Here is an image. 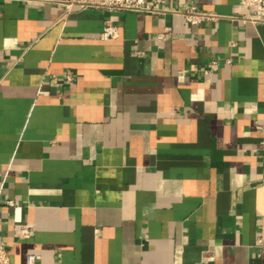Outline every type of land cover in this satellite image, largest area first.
I'll use <instances>...</instances> for the list:
<instances>
[{"label":"crops","instance_id":"0c3cea01","mask_svg":"<svg viewBox=\"0 0 264 264\" xmlns=\"http://www.w3.org/2000/svg\"><path fill=\"white\" fill-rule=\"evenodd\" d=\"M160 6L0 0L11 264H264V22L242 0Z\"/></svg>","mask_w":264,"mask_h":264},{"label":"built area","instance_id":"2783aa9c","mask_svg":"<svg viewBox=\"0 0 264 264\" xmlns=\"http://www.w3.org/2000/svg\"><path fill=\"white\" fill-rule=\"evenodd\" d=\"M58 2L64 6L66 12H70L76 6L82 9L105 8L143 13L165 12L160 6L162 0H58ZM242 3L245 6L255 7L254 14L245 17L246 21L255 23L264 22V0H242ZM173 11L184 14L186 19L194 25L201 24L204 20L218 18L216 15L202 11L196 6L187 7L184 10ZM103 37L108 39L118 37V28L111 20L105 22ZM161 37H164V34H162ZM68 78L71 80L73 77L69 74ZM8 203L9 205H14L13 201H9ZM21 233L23 236H29L31 233L29 226L24 225ZM28 260L29 264H33L35 255H30ZM0 264H11L9 251L4 246H0Z\"/></svg>","mask_w":264,"mask_h":264}]
</instances>
